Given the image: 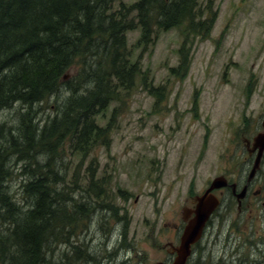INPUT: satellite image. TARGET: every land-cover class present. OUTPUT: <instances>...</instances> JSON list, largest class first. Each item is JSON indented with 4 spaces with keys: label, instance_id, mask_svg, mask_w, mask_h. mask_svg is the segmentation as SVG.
<instances>
[{
    "label": "rangeland",
    "instance_id": "1",
    "mask_svg": "<svg viewBox=\"0 0 264 264\" xmlns=\"http://www.w3.org/2000/svg\"><path fill=\"white\" fill-rule=\"evenodd\" d=\"M135 1L115 0L108 11ZM203 3L198 0L197 8ZM212 6L214 22L203 37L192 36L184 24L169 29L153 25L147 43L140 41V26L125 32L130 61L138 60L140 71L134 84L118 90L116 100L97 117L100 125H109L108 146L95 144L84 157L68 141L62 148L64 177L57 188L74 200L78 219L73 236L51 239L43 264L170 261L160 246L171 235L174 217L181 219V209L190 204L185 198L203 193L220 174L230 183L248 175L253 158H246L245 138L252 144L264 122V0H212ZM182 46L188 56L184 76L181 68L172 70L180 66ZM78 68L69 69L65 77L75 85ZM151 86H162L163 94L150 92ZM17 107L1 110L0 122L13 121ZM41 110L44 117L53 107ZM261 165L255 178L259 183L264 182V162ZM90 166L108 197L74 186V176L85 182ZM19 184L11 181V191ZM15 202L23 209L20 196ZM110 209H116V215ZM236 212L234 206L226 218L214 221L205 233L211 242L199 243L203 247L190 264H264V211L256 208L251 216L242 212L237 218ZM226 235L234 238L236 253L226 247ZM68 243L76 247L71 259L63 256Z\"/></svg>",
    "mask_w": 264,
    "mask_h": 264
},
{
    "label": "trees",
    "instance_id": "2",
    "mask_svg": "<svg viewBox=\"0 0 264 264\" xmlns=\"http://www.w3.org/2000/svg\"><path fill=\"white\" fill-rule=\"evenodd\" d=\"M114 1L0 0V111L18 105L13 121L0 122V264H43L51 239L73 236L78 211L69 194L57 188L64 177L62 148L68 141L84 157L95 144L109 145V125L103 127L97 117L140 71L139 61H130L125 32L140 26V41L147 43L153 25L184 24L192 36L203 37L216 15L212 0L201 8L198 0H137L108 11ZM180 54L179 68L172 70L181 68L184 76L183 46ZM75 65L76 85L65 78ZM162 90L149 88L158 96ZM45 106L53 110L43 117ZM87 171L85 182L74 176V186L104 196L95 169ZM15 179L20 184L11 191ZM77 207L82 214L83 205ZM86 215L91 214L84 209ZM63 228L68 232L61 234ZM67 247L63 256L71 259L76 247Z\"/></svg>",
    "mask_w": 264,
    "mask_h": 264
},
{
    "label": "flooded vegetation",
    "instance_id": "3",
    "mask_svg": "<svg viewBox=\"0 0 264 264\" xmlns=\"http://www.w3.org/2000/svg\"><path fill=\"white\" fill-rule=\"evenodd\" d=\"M244 147H245L246 153H247L246 158L248 160H252V158H253V160H254V158L257 154L256 153L257 150L251 151V144L248 141V139H246V138H245ZM263 162H264V151L261 155L260 165L263 164ZM261 166L259 167V170L261 169ZM237 172L238 171H235L234 173H237ZM258 172L259 171H256L254 176L250 180H247V176H246L243 181L234 182V183H236V187H235L234 192L230 186H225L223 188H220V189L216 190L217 192L214 191L215 195L219 198V205L216 207V209H214V211L211 213L209 219L206 221L205 226H204L203 231H202V236L200 237L199 241H197L196 243L191 245V252H190V255L188 256L185 264H190L192 262L191 259L194 257L197 248L203 247V246L199 245V243L201 241H203L204 243L207 242L208 244L211 242L209 236H205V233L213 226L215 220L221 221V220H223V218H226L228 213L233 209L234 206H235V209L237 210V212L235 214L236 216H234L236 218L242 212H244L245 214L249 212V215L251 216L252 210L256 209V208L262 209L264 211V182L259 183V180H257L255 182V178L257 179ZM224 176L226 177V175H224ZM244 185H246V191H245L244 196L239 200L237 198L236 194L242 189V187ZM191 197H192V194L188 195V197L185 198V200L187 201L188 199H191ZM190 205L194 206V204H190ZM222 211L226 212L224 217L220 216ZM192 216H193V214H191V216H189L187 218L190 219ZM262 216L264 217V214ZM174 218H175V221H173L171 223V225L169 226L170 231H171V235L168 236L166 243L163 244L162 246H160V250H165L168 253L170 261H168V260H166L164 262L158 261L159 264H171L172 263L173 258L175 256V252L174 253H170V252H171V250H173V246H175L179 243V239H180V235H181L180 231L182 232V229H183V227L186 223V220H187V219L184 220V218L182 216H181V219H180V217L178 219L176 217H174ZM255 218H257V217H255ZM211 232H212V230H211ZM214 237H216L220 241V235H217ZM224 240L228 241L227 243H230V244H227L226 247H228V249H230V251L234 250V244H231V242L234 240V238H232L230 235H226ZM236 252H237V249L234 250V253H236ZM227 254L229 255V252ZM230 255L232 256V254H230ZM155 264H157V262Z\"/></svg>",
    "mask_w": 264,
    "mask_h": 264
},
{
    "label": "water",
    "instance_id": "4",
    "mask_svg": "<svg viewBox=\"0 0 264 264\" xmlns=\"http://www.w3.org/2000/svg\"><path fill=\"white\" fill-rule=\"evenodd\" d=\"M257 149V154L253 160L252 166L248 173V180H250L259 167L261 155L264 151V123L262 132L255 135L252 139L251 151ZM225 186H230L234 192L236 184L228 183L226 177L223 175L216 176L212 179L209 186L202 194L194 195L187 202H191L194 206L191 208L187 204L183 206L182 217L186 220L185 226L180 235L178 245L173 246L170 253L175 252V256L171 264H185L191 252V245L198 241L202 235L203 227L209 219L211 213L219 204V199L212 193L214 189H219ZM246 191V185L236 194L240 200ZM193 216L188 219L187 217Z\"/></svg>",
    "mask_w": 264,
    "mask_h": 264
}]
</instances>
